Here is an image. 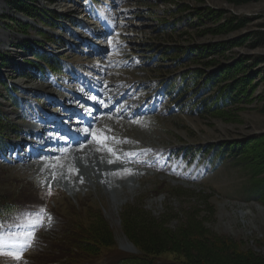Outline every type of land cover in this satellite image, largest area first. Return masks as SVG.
I'll return each instance as SVG.
<instances>
[{
  "label": "rangeland",
  "instance_id": "obj_1",
  "mask_svg": "<svg viewBox=\"0 0 264 264\" xmlns=\"http://www.w3.org/2000/svg\"><path fill=\"white\" fill-rule=\"evenodd\" d=\"M35 51L59 58L63 73L48 70ZM219 68L230 79L209 92L204 77ZM242 76L250 81L248 93L222 107L228 117L195 109L200 100ZM101 83L129 89L131 97L137 96L132 98L136 105L142 101V112L136 105L125 111L128 102L122 96L112 108L107 101L97 105ZM11 93L17 97L14 105ZM146 95L150 100H144ZM185 102H190L186 110ZM150 104L155 111L145 112ZM263 105L264 0H0V111L9 123L0 147V172L12 180L25 179L46 197L44 210L21 208L4 221L0 264H37L43 245L33 248V238L20 236L15 225L22 222L36 232L46 226L48 235L59 238L56 229L70 220L65 204L70 215L82 212L79 204L102 207L115 230L112 260L136 253L118 232V214L138 198L155 217L170 211L171 228L195 215L212 235L206 240L224 238L234 250L263 258L264 203L253 195L244 165L229 155L212 154L225 141L264 133ZM66 108L87 116L103 111L100 115L110 117L99 129L120 139L115 153L105 157L124 169L123 190L109 191L96 178L74 182L55 160L45 167L39 158L28 161L25 141L39 137L43 128L60 121L67 130L79 128V115ZM49 115L52 120L43 123ZM16 156H26V162ZM39 236L45 245L46 236Z\"/></svg>",
  "mask_w": 264,
  "mask_h": 264
},
{
  "label": "trees",
  "instance_id": "obj_2",
  "mask_svg": "<svg viewBox=\"0 0 264 264\" xmlns=\"http://www.w3.org/2000/svg\"><path fill=\"white\" fill-rule=\"evenodd\" d=\"M35 55L44 61L49 69L62 73L56 58L46 53ZM39 70L43 69L39 67ZM218 70L204 77V85L209 92L213 91L218 82L230 79L229 75H226V69ZM197 77L198 74L194 79ZM233 82L218 88L210 98L200 100L194 105L195 109L202 114L210 113L218 118L228 117L222 107L244 98L248 93L247 85L250 84L247 76ZM253 88L254 86L251 87ZM10 97L12 98L11 95ZM187 104L190 105V102ZM261 109L264 111V105ZM8 127L9 123L4 120L0 111V144ZM223 144V149L216 150L215 153L227 154L234 161L244 165L243 169L250 176L251 186L255 189L253 195L264 203V133L243 140L225 141ZM5 176V173L0 172V185L4 187L3 191L0 190V215L13 213L14 209L21 206L45 204L44 196L38 193V188L30 182L19 178L12 180ZM141 201L142 199L123 207L119 220V232L132 243L138 254L119 255L120 259L115 264H264V257L254 256L248 251L234 250L230 240L220 237H214L220 238L218 240H206L212 238V235L200 226L195 215H189L185 224L174 229L169 226L166 218L170 211L165 210L161 216L155 217L144 210ZM97 206L85 209L80 207L78 209L82 212L71 214L69 222L59 229L61 238L50 242L45 256L36 257V263L90 264L114 254L115 233L104 218L102 208ZM70 213L73 211L70 210ZM168 254L173 257L164 256Z\"/></svg>",
  "mask_w": 264,
  "mask_h": 264
},
{
  "label": "bare ground",
  "instance_id": "obj_3",
  "mask_svg": "<svg viewBox=\"0 0 264 264\" xmlns=\"http://www.w3.org/2000/svg\"><path fill=\"white\" fill-rule=\"evenodd\" d=\"M99 87L100 88H97V92H99L97 105L99 106H102L107 101L109 106H111L110 108H112L118 102L120 96L124 99L126 98V102H128L125 109L123 108L125 111L133 109L136 105V102L132 99L134 95L131 97L132 94L129 89L122 90L123 86L120 87L117 85L101 83ZM102 95H109V97L104 98ZM134 97L136 99L137 96ZM153 109H156L155 105ZM65 112H68L71 115H79L80 122H75L77 124L76 127L79 126V128H76L75 130H66L60 125V122H58V125L54 128H43L39 137L37 136L35 139L25 141L28 145L32 144L35 147H38L28 156V161L39 158L41 160L40 165L45 167L47 164L51 163V161L55 160L57 165L66 167L65 172L74 182L83 183L87 178H96L97 181L109 191L114 192L117 190L119 191V189L123 190L125 185L124 169L121 166L112 164L105 157V155L113 152L115 153V144L119 143L118 140L120 139H113L109 137L106 130L102 131L99 129V127H101V122L110 117L105 113L100 115L103 111L97 113L96 110L91 113V116L79 114L72 108H66ZM133 113L136 114V111ZM36 117L37 116H33L32 118L35 120L39 119L38 122H40V118L38 117L37 119ZM64 117H66V115ZM51 120L52 116L49 115V117L45 118L42 122L44 123L45 121ZM59 125L61 127H58ZM81 125H83V127L80 128ZM48 131L53 132L54 134L50 133V135H47ZM31 135L35 136L34 131ZM61 136H63V139ZM116 155L119 156V158L126 159L123 156V153H116ZM135 179H138V177L135 176ZM93 181L95 180L93 179Z\"/></svg>",
  "mask_w": 264,
  "mask_h": 264
},
{
  "label": "snow or ice",
  "instance_id": "obj_4",
  "mask_svg": "<svg viewBox=\"0 0 264 264\" xmlns=\"http://www.w3.org/2000/svg\"><path fill=\"white\" fill-rule=\"evenodd\" d=\"M125 171L127 172V171H129V170H125ZM49 219H50V218H49ZM15 258H16V259H20L21 257L18 256V255H16Z\"/></svg>",
  "mask_w": 264,
  "mask_h": 264
}]
</instances>
